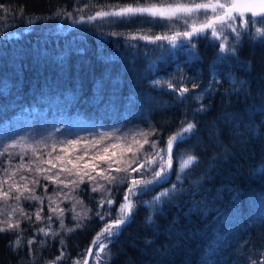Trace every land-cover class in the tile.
Listing matches in <instances>:
<instances>
[{
  "label": "trees",
  "instance_id": "1",
  "mask_svg": "<svg viewBox=\"0 0 264 264\" xmlns=\"http://www.w3.org/2000/svg\"><path fill=\"white\" fill-rule=\"evenodd\" d=\"M146 2L0 0V127L32 115L74 117L148 130L149 140L160 149L180 130L181 121L194 123L189 138L172 149V173L135 195L131 220L107 244L101 264H264V44L246 38L233 42L235 59L218 62V41L195 36L194 52L188 53L183 47L163 49L165 41L129 39L167 32L163 22L148 16L86 22L100 9ZM68 29L73 30L56 34ZM230 78L243 82V90L233 91ZM181 87L189 88L185 95L193 99L181 102L174 91ZM189 154L198 164L181 175V183L177 161ZM13 173L43 203L21 199L31 219L21 211L7 219L18 220L19 229L0 232V264H74L117 216L130 184L113 188L103 199L86 181L69 187L58 183L43 191L36 169ZM173 185L185 191L155 211L149 207ZM67 190L87 210L79 221L69 211L71 205L63 209ZM108 198L113 203L101 207ZM57 205L65 211L61 218L51 210ZM150 215L154 225L147 223Z\"/></svg>",
  "mask_w": 264,
  "mask_h": 264
},
{
  "label": "snow or ice",
  "instance_id": "2",
  "mask_svg": "<svg viewBox=\"0 0 264 264\" xmlns=\"http://www.w3.org/2000/svg\"><path fill=\"white\" fill-rule=\"evenodd\" d=\"M150 16L153 19H160V20H167L169 21V28H176L177 25H186L187 27L183 31H174L171 35L165 33L163 35H157L154 37L148 36L146 34L141 35H132L129 37L131 40H145L148 43L155 44L157 41H166L173 49L177 48L178 41L183 40L187 42L190 47L194 50L195 49V42L193 41V37H199L204 36L207 37V35L210 33L211 38L213 40H219V53L217 55V61L218 62H225L230 59H235V54L237 52V44H229L228 36L231 34L234 36L235 41L238 43L242 36H249L251 39H257L260 41V43L264 44V0H157V2H151V0H148V2L144 4H136V5H127L123 7H115L110 8L108 10L100 9L96 11L94 15H91L87 18L88 23L93 22L97 19H104L108 17H119V18H130L133 16ZM85 22V21H82ZM107 23H116L115 20H106ZM254 30V31H253ZM132 47H135V45H132ZM162 47V45H160ZM215 73H213V80L215 81ZM159 83V82H157ZM230 83L233 87V91L239 92L243 90L244 83L237 81L234 78H230ZM211 86V85H210ZM168 87H172V84L169 83ZM196 85H193V88H195ZM178 93V97L181 99V102L185 99H193V97H187L185 94L188 93L190 90L187 87H181L179 89H174ZM195 99H200L201 97L197 96L194 97ZM198 111H204L203 106L198 107ZM228 116L226 114L225 119H227ZM196 125L192 122H184L181 121V128L179 131L176 132L175 135L169 137L167 141V146L165 149H161L156 151L154 154H151L147 156L144 163H140L139 167L136 169H133V171H139L141 168L146 169V165L156 164L157 158H158V169L152 170V176L153 179L147 180V179H134L132 178L128 170L131 168V165L133 163H137V158L135 157V153H133V158L129 160L125 167L123 168H117V172H124L125 176L120 178L121 182L128 181L130 183V186L127 189V193L124 197V202L120 204L119 206V212L118 215L112 220V222L105 223L104 228L101 230L100 233L97 234L96 238H94L92 245L98 248L97 254H96V260L99 262L101 258V254H104L105 257L108 255V253L105 251L107 248V244L112 241V238L118 237L120 235L121 226L127 225L132 217L133 209L135 207V203L132 200V197L139 194L143 195L145 191L150 190L148 188L149 185H152L154 183H159L161 181H164L167 179L168 170L172 167V148L173 145L177 142H184L186 139L189 138V136H186V134H192ZM137 135L142 136L144 139L142 142L136 141L137 143H140V148H143L144 144H148L149 141L147 137L150 135V133L146 132H140ZM133 140H136V137H133ZM72 143H79V141H74ZM18 146V143L10 144L7 148L4 149L3 153H0V155H3L4 153H11L9 152V149L16 148ZM112 147H115L113 145ZM157 146L155 143H152L150 145V149H155ZM131 151L132 149L129 148ZM161 152L166 153L165 155H161ZM49 155H51L49 153ZM57 159H60L57 157ZM77 159H81L80 157H77ZM103 159V158H101ZM179 159V173L183 174L185 171L189 168H191L193 165L198 164V158L194 155H187L186 158H178ZM46 163L51 164V160L46 161ZM68 163H72L71 160L68 161ZM119 163V161H117ZM20 167H24V165H21ZM52 167H55V165H52ZM75 167V165H74ZM95 170V166H93ZM37 172H40L41 169L37 168ZM47 171V170H44ZM62 171H67L69 175L72 174V171L70 169L62 168ZM107 171V170H102ZM261 172H264V168L260 169ZM77 175H79V170H77ZM15 175V173H13ZM85 175H88V173H85ZM190 175V173H189ZM45 179L52 180L53 182H60L64 183L65 187H68L69 184L65 183L64 181L59 180V176L51 177V176H45ZM103 179L107 180L109 183L114 182L117 180V177L111 176V175H105L102 177ZM23 179H26L24 177ZM90 179H94L93 177H90ZM177 180L181 181L182 183V176L177 175ZM81 182L82 178H81ZM4 183H7L5 180ZM38 180H34L33 184H38ZM71 184L75 185L76 181L73 180L70 182ZM16 187V186H12ZM99 187H103L100 185ZM18 191V188L16 189ZM24 190L29 192L30 194L25 199L30 200H39L41 203L43 201L40 197L35 196L32 189L28 187L27 184L24 185ZM98 187H93V191H97ZM0 191H3L2 188H0ZM184 189L177 190L176 185H173L172 189L165 190L161 192L158 196H155L153 198V201L149 204V207L153 208V210H157L158 205L162 203H171L173 199L176 198V196L183 193ZM23 192H21L19 195L15 196L14 198L19 200L21 196H23ZM3 198L7 200L9 198L8 192H3ZM49 201L52 204H55L56 201L52 197H48ZM107 203L108 205H111L113 201L111 198H108L106 201L102 200L100 206L103 207L104 203ZM59 206L57 205L56 208H52V212L57 215L58 218H61L63 215V209H59ZM42 210V209H41ZM38 210L35 215L36 219L40 220V211ZM15 211V210H14ZM21 214L25 216L27 219H31L30 216H27L26 213L23 212V209H20ZM75 211V209H73ZM98 216H100V219H105V216L97 213ZM86 216V213L82 214L77 212L76 215L73 217L74 219H77L78 221ZM51 219V217H49ZM147 223L149 225H154V221L152 216L147 217ZM0 225H4L3 227H0V232L9 231L13 229H19V221H0ZM81 225L79 222L77 223L76 227H80ZM60 227L64 228L63 220L61 219ZM74 229L69 228L67 231H73ZM39 231L44 232V229H40ZM45 235H48L47 232H44ZM21 243L20 239L18 238L15 241V244L19 246ZM29 245L33 243V241H28ZM62 243V241H61ZM147 244H151L152 241H146ZM92 255V249H88V256ZM63 256V253H61V256H58L57 259H61ZM76 264H80L79 261L76 262ZM83 264H88V260L85 259L83 261Z\"/></svg>",
  "mask_w": 264,
  "mask_h": 264
},
{
  "label": "rangeland",
  "instance_id": "3",
  "mask_svg": "<svg viewBox=\"0 0 264 264\" xmlns=\"http://www.w3.org/2000/svg\"><path fill=\"white\" fill-rule=\"evenodd\" d=\"M91 15H94V13L89 16ZM115 18L117 17H108L106 19L112 20ZM150 18L153 19L152 17ZM155 21L163 22V27L167 28L166 33L169 35L177 30L183 31L187 27L186 25H177L176 28H169V21L160 20L158 18ZM151 25L152 24H149V26ZM72 30L73 29L57 31L56 34L63 35ZM199 37L213 40L210 33L207 37ZM244 38L258 41L257 39H251L249 36L245 35L241 37L238 43ZM228 40L229 44L236 42L234 36L231 34L228 36ZM214 41L220 42L219 40ZM157 43L160 44V42ZM165 43L167 48L163 47V49L174 50L166 41ZM179 47H183L182 49L188 51V53L194 52L190 45L183 40L178 41L177 48ZM140 132L149 133L148 130H142L141 128H126L122 125H96L74 117L51 118L45 115H32L18 121H12L0 127V153H3L4 149L10 144L18 143L16 148L9 149L11 155H9V153L0 155V157H4V167L0 170V188L3 189V191H0V221L10 219V216L14 215L15 211L20 212L19 209L26 208V205H22L21 199H25L23 196L27 192L24 190V185L27 184L29 188L30 186L26 182L20 183L21 180L15 179L13 172L16 171L40 168L41 171L38 173L41 175L40 178L43 179L41 182L44 186L43 191L47 190L49 186L53 187V185L55 186L60 183L45 179V176L55 177L58 175L59 180L68 183L69 186L72 185L70 182L73 180L76 181V184L73 186L80 185L86 181L92 186V189L93 187H98L97 192L102 195L103 199H106L112 193L113 188L129 184L128 181L121 182L120 178L124 177L125 173L122 171L117 172L116 169L125 167L127 162L133 158V153H135L138 162L131 165V168L128 170L129 175L134 179H153L152 170L158 169V158L156 164L146 165V169L141 168L139 171H133V169L138 168L140 163H144L147 156L154 154L158 150L165 149L167 144L160 149L157 147L155 149H150L152 142L149 140L148 136L147 139L149 143L144 144L143 148H140V143L136 142H142L144 139L142 136L137 135ZM134 136L136 140H133ZM74 141H79V143H72ZM113 145H115V147H112ZM174 146L175 144L173 147ZM129 148L132 150L130 151ZM49 153L51 155H49ZM161 155L166 156V153L161 152ZM186 156L187 155H183L180 158H186ZM57 157L60 159H57ZM77 157L81 159L78 160ZM49 160H51V164L46 163V161ZM69 160H71L72 163H68ZM117 161H119V163H117ZM177 163V170L179 171V159ZM21 165H24V167H20ZM52 165H55V167H52ZM93 166H95V170ZM62 168L70 169L72 174L69 175L67 171H62ZM77 170H79V175L76 174ZM170 172L172 173V167L168 170V175ZM85 173H88V175H85ZM105 175L115 176L117 180L109 183L102 178ZM179 175L182 174L179 173ZM90 177L94 179H90ZM81 178L83 182H81ZM5 180L7 183H4ZM154 184L156 185L157 183ZM100 185L103 187H99ZM152 185H149L148 188ZM12 186L16 187L14 188ZM17 188L18 191L16 190ZM3 192L9 193V198L7 200L3 198ZM21 192H23L24 195L21 196L19 200L15 199L14 197ZM57 194L60 197L61 192ZM138 194L139 192L137 195ZM134 198L135 196L132 197V200ZM46 199L49 200L47 196ZM27 200L30 199H25V201ZM10 201L13 205L11 209ZM32 201L30 205H33L37 200ZM62 205L64 206L63 209H68L67 205H71V209H69L71 214L79 212L82 215L84 213L87 215L86 208L76 198L70 195L69 190L65 192ZM73 209H75V211H73ZM64 212L63 210V214ZM90 248L92 249V255L88 257V264H101V258L99 262L95 258L98 248L93 245ZM86 256L87 253L82 259L78 260L80 264H83ZM76 262L74 264H76Z\"/></svg>",
  "mask_w": 264,
  "mask_h": 264
},
{
  "label": "water",
  "instance_id": "4",
  "mask_svg": "<svg viewBox=\"0 0 264 264\" xmlns=\"http://www.w3.org/2000/svg\"><path fill=\"white\" fill-rule=\"evenodd\" d=\"M88 257H89V256H88V252H87V256H86V259H87V260H88Z\"/></svg>",
  "mask_w": 264,
  "mask_h": 264
}]
</instances>
